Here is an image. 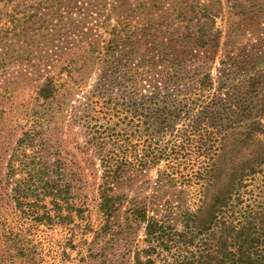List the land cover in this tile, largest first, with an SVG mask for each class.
<instances>
[{
    "label": "rangeland",
    "instance_id": "374dc122",
    "mask_svg": "<svg viewBox=\"0 0 264 264\" xmlns=\"http://www.w3.org/2000/svg\"><path fill=\"white\" fill-rule=\"evenodd\" d=\"M203 76L210 86L199 105L233 98L247 108L231 128L244 132L258 120L264 140V0H0V264H133L143 226L124 220L128 199L166 202L177 212L194 206L198 187L193 178L168 184L166 158L128 168L110 191L127 201L113 231L97 235L99 146L114 148L124 130L126 155L140 154L146 134L133 135L126 122H137V107L154 97L176 110L155 117L160 125L175 120L154 138L179 134L183 111L201 108L185 107L183 95ZM223 141L224 149L240 150L235 137ZM183 151L189 157L175 166L177 176L190 174L206 152L188 144L178 158ZM262 181L264 174L247 178L221 219L232 220L245 204L256 219Z\"/></svg>",
    "mask_w": 264,
    "mask_h": 264
},
{
    "label": "trees",
    "instance_id": "16d2710c",
    "mask_svg": "<svg viewBox=\"0 0 264 264\" xmlns=\"http://www.w3.org/2000/svg\"><path fill=\"white\" fill-rule=\"evenodd\" d=\"M49 80L48 77L39 90L43 97L49 93ZM197 81L195 92L184 93L183 97L185 107L201 108L197 114L191 110L183 111V129H179V134L177 129L176 135H173L172 131L169 132L168 136L173 138L165 140L158 139L161 138L159 136L154 138L162 128L165 129L164 135L171 130L175 120L168 118L160 125L162 122H157L158 119L155 117L165 112L175 114L176 111L173 103L167 101L169 103L159 105L158 97H154L152 100L143 101L141 107H137V113L133 116L137 118V122L131 120L129 124L126 122L127 128L133 127L130 131L133 135L136 132L140 133V136L143 132L146 134L139 140L140 154L129 153L131 157L126 155L128 146L125 144L124 130L119 134L122 141L115 142L114 148L104 151L99 146L101 170L96 191L101 222L96 228L98 231L96 234L113 231L116 211L123 201H127L123 194L110 193L124 170L128 168L142 170L166 158L168 163L166 167H169L168 173L164 175L166 182L184 186L193 181L198 187L199 197L191 209L178 208L177 212L166 202L160 203L159 206L155 201L137 203L128 199L123 210L124 220L128 224L137 222L143 226L142 244L133 248V264H264V202L257 201L254 205L260 208L256 219H253L252 213L255 209L248 204L241 207L240 212L232 220L221 219V212L227 207L232 192L238 191L247 178L264 174V140L256 135L261 132L262 124L255 120L244 132L239 131L236 126L231 128L234 117L240 112L243 114L247 106L241 108L229 96L225 103L218 99L212 103L199 105L200 96L203 95V90L210 86V82L207 76ZM145 102L148 104L145 105ZM261 106L264 109V102ZM151 126L154 128V134L148 132ZM111 131H114V128L108 129V133ZM202 137L204 140L200 142ZM227 137L239 140L236 148L240 150L232 152L233 148L224 149L226 144L223 140ZM173 142L177 144H169ZM188 144L198 149L202 148L206 152L199 158L197 166L190 174L177 176L175 166L189 156L183 151L178 158L176 152ZM210 144L216 145L213 151H208ZM132 147L137 148V145L134 144ZM238 155H242L244 159L236 160ZM173 160L177 162L171 163ZM35 178L40 180L37 173L33 175V181ZM68 194L70 191L66 183L62 189L64 201H67ZM68 214L70 213L67 211L61 218H67Z\"/></svg>",
    "mask_w": 264,
    "mask_h": 264
}]
</instances>
